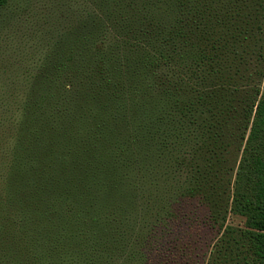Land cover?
Segmentation results:
<instances>
[{
	"label": "trees",
	"instance_id": "trees-1",
	"mask_svg": "<svg viewBox=\"0 0 264 264\" xmlns=\"http://www.w3.org/2000/svg\"><path fill=\"white\" fill-rule=\"evenodd\" d=\"M263 14L264 0H0V264H159L147 251L176 204L213 217L225 191L244 221L221 241L264 264ZM27 27L33 66L5 52Z\"/></svg>",
	"mask_w": 264,
	"mask_h": 264
},
{
	"label": "rangeland",
	"instance_id": "rangeland-1",
	"mask_svg": "<svg viewBox=\"0 0 264 264\" xmlns=\"http://www.w3.org/2000/svg\"><path fill=\"white\" fill-rule=\"evenodd\" d=\"M44 1L41 0L43 3ZM255 22H258L263 27L264 14L261 21L255 20ZM32 30L31 27L23 28V31L17 33L16 36L7 42L5 49L7 54L15 55L19 60H24V66L34 65L32 59H30L32 56L30 46L33 42V35L31 34H34ZM23 32L27 33L21 36ZM254 45L255 39H251L242 42V46L239 49L246 52L247 49L252 48ZM247 62L252 64L249 60ZM244 68L247 69L243 63L237 65L238 70H243ZM9 78L10 76L7 77V79ZM261 90H264L263 83H261ZM237 166L238 163L235 168ZM219 176L220 179L212 178L207 183H213V185L222 184L223 178L226 179L227 177L225 174H219ZM231 192L232 188L230 194ZM225 193L227 191L223 192L224 195L217 198L220 206L216 209L213 217L209 207L204 202L199 201V199L187 198L177 203L173 220L167 225L158 228L156 241L147 251L150 257L149 262L156 263V260L159 264H238V262H241L239 251L245 247V242H235L234 239L228 245L220 239L226 226L236 229L241 228L244 221V217L231 211L230 199L228 201V209L225 208V199L223 200ZM209 198L216 200L213 195H210Z\"/></svg>",
	"mask_w": 264,
	"mask_h": 264
}]
</instances>
